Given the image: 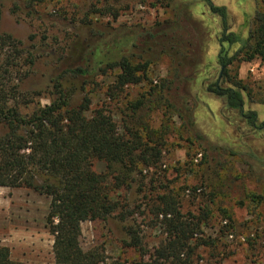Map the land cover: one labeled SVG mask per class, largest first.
<instances>
[{
    "label": "trees",
    "instance_id": "1",
    "mask_svg": "<svg viewBox=\"0 0 264 264\" xmlns=\"http://www.w3.org/2000/svg\"><path fill=\"white\" fill-rule=\"evenodd\" d=\"M19 1L30 8L27 14H36L34 7L42 0ZM171 1L175 18L156 23V31L125 24L94 28L87 17L81 19L55 55L49 78L51 102L37 105L30 113H23L19 107L30 102L19 85L30 74L35 57L20 41L0 33V187L24 188L50 199L46 223L53 236L54 264H187L200 246L216 244L197 237L209 212L202 216L184 214L179 198L164 184L165 176L147 175L162 160L174 115L201 139L193 109L181 103L184 97L179 96L195 75L193 60L185 51L191 44L182 29L183 21H189L185 15L189 4L187 0ZM205 6L223 19L218 40L219 74L205 88L221 100L223 114L235 112L264 138V121L258 120L254 110L245 108L246 87L230 72L231 65L243 61L258 58L264 62V8L255 10L243 40L228 31L225 7L214 6L211 0H206ZM113 17L116 19L117 14ZM224 43L239 47L230 55ZM164 54L170 59L171 77L152 85L148 68ZM110 73L115 74L113 84L104 91L108 101L121 99L130 86L142 82L150 86L146 99L130 103L132 122L124 116V132L105 106L91 109L90 89H96L98 77ZM76 93L81 94L80 101L73 99ZM159 111L163 120L159 128H153L150 118ZM95 162L104 163V172L95 170ZM135 183L139 198L131 200ZM135 214L147 219V227L160 230V246L149 256V263H144L143 257L140 262L128 263L105 256L97 247L85 251L80 246L82 222L106 221L116 215L128 223ZM123 230V245L143 256L145 235L140 224L132 221ZM0 264L19 263L11 259L8 247L0 246Z\"/></svg>",
    "mask_w": 264,
    "mask_h": 264
},
{
    "label": "rangeland",
    "instance_id": "2",
    "mask_svg": "<svg viewBox=\"0 0 264 264\" xmlns=\"http://www.w3.org/2000/svg\"><path fill=\"white\" fill-rule=\"evenodd\" d=\"M187 2L189 10L185 15L189 21H183L182 29L184 38L191 44L186 45L185 51L193 60L195 75L188 89L179 96L184 97L181 103L193 109L201 139L194 137L174 115L162 147V160L147 175L165 176L166 183H162L177 195L184 214L202 216L209 212L202 220L201 234L197 237L216 244L200 246L187 264H264V138L262 133L254 132L238 119L235 112L224 111L227 119L221 100L207 92L205 85L215 81L219 74L217 58L221 45L218 40L223 19L205 6L206 0ZM211 2L225 7L228 31L237 33L243 40L248 36L255 10L264 8V0ZM22 4L19 0H0V33L20 41L35 57L30 74L19 85V91L30 100L28 105L19 104L23 113L51 102L49 78L55 55L78 28L81 19L87 17L94 28L125 24L156 31V23L175 18L171 0H42L34 7L36 14H27L30 8ZM223 46L230 55L239 47L228 43ZM170 66L165 54L155 59L147 72L152 85L171 77ZM230 72L246 87L245 108L254 110L258 120L264 121V62L258 58L243 61L231 65ZM114 74L98 77L96 89H90L91 109L105 106L120 132H124V116H129L125 120L132 122L130 103L146 99L150 86L148 82L130 86L121 99L108 101L104 91L113 84ZM73 99L80 101L81 94L76 93ZM18 102L21 103L20 99ZM162 120L159 111L151 116L150 124L159 128ZM230 151L239 154L233 155ZM94 168L98 172L105 170L102 162H95ZM137 188L135 183L130 191L131 200H138ZM49 201L48 197L24 188L0 187V246L10 249L13 261L54 264L53 236L46 223ZM132 221L139 223L144 231L146 252L143 256L122 243L126 240L123 227ZM128 223L121 222L116 215L106 221L82 222L80 246L85 251L97 247L105 256L128 263L140 262L142 257L144 263H149V256L160 246L159 228L147 227V219L138 214Z\"/></svg>",
    "mask_w": 264,
    "mask_h": 264
}]
</instances>
